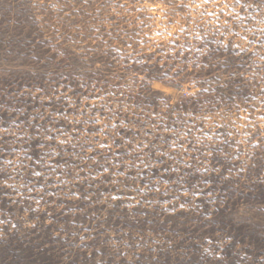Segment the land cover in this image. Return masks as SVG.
<instances>
[{
	"label": "rangeland",
	"instance_id": "374dc122",
	"mask_svg": "<svg viewBox=\"0 0 264 264\" xmlns=\"http://www.w3.org/2000/svg\"><path fill=\"white\" fill-rule=\"evenodd\" d=\"M0 264H264V0H0Z\"/></svg>",
	"mask_w": 264,
	"mask_h": 264
}]
</instances>
